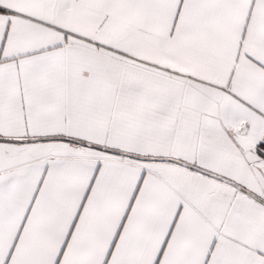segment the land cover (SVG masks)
Masks as SVG:
<instances>
[{"label":"snow or ice","instance_id":"6c2138e0","mask_svg":"<svg viewBox=\"0 0 264 264\" xmlns=\"http://www.w3.org/2000/svg\"><path fill=\"white\" fill-rule=\"evenodd\" d=\"M0 264H264V0H0Z\"/></svg>","mask_w":264,"mask_h":264}]
</instances>
